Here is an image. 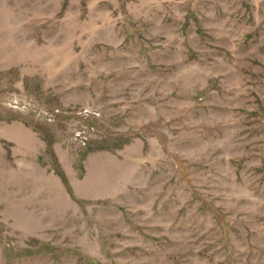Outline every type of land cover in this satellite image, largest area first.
<instances>
[{
	"label": "rangeland",
	"instance_id": "1",
	"mask_svg": "<svg viewBox=\"0 0 264 264\" xmlns=\"http://www.w3.org/2000/svg\"><path fill=\"white\" fill-rule=\"evenodd\" d=\"M0 264H264V0H0Z\"/></svg>",
	"mask_w": 264,
	"mask_h": 264
}]
</instances>
